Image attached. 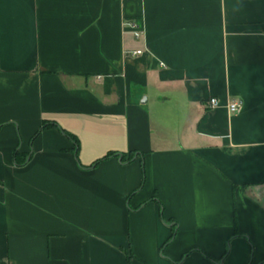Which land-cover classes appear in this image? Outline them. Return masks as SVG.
Instances as JSON below:
<instances>
[{
  "label": "crops",
  "instance_id": "1",
  "mask_svg": "<svg viewBox=\"0 0 264 264\" xmlns=\"http://www.w3.org/2000/svg\"><path fill=\"white\" fill-rule=\"evenodd\" d=\"M126 251L264 264V0H0V264Z\"/></svg>",
  "mask_w": 264,
  "mask_h": 264
},
{
  "label": "built area",
  "instance_id": "2",
  "mask_svg": "<svg viewBox=\"0 0 264 264\" xmlns=\"http://www.w3.org/2000/svg\"><path fill=\"white\" fill-rule=\"evenodd\" d=\"M126 24L134 30L135 36L137 38H140L143 34V31L140 29L139 24L134 20V21H127ZM143 50H136L134 51V54H143ZM242 100L240 99H232L231 102L229 103V108L232 113H237L239 110L242 108ZM207 108H215L219 105V100L216 97H212L208 100L207 102Z\"/></svg>",
  "mask_w": 264,
  "mask_h": 264
},
{
  "label": "trees",
  "instance_id": "3",
  "mask_svg": "<svg viewBox=\"0 0 264 264\" xmlns=\"http://www.w3.org/2000/svg\"><path fill=\"white\" fill-rule=\"evenodd\" d=\"M131 159H132V154H128V155H125V157H123V160L130 161ZM15 161L18 166H23L25 165L27 159L21 158L20 156L17 155ZM126 256H128V264H130L131 259L135 257L132 251H126Z\"/></svg>",
  "mask_w": 264,
  "mask_h": 264
},
{
  "label": "rangeland",
  "instance_id": "4",
  "mask_svg": "<svg viewBox=\"0 0 264 264\" xmlns=\"http://www.w3.org/2000/svg\"><path fill=\"white\" fill-rule=\"evenodd\" d=\"M133 258L131 259V262H132Z\"/></svg>",
  "mask_w": 264,
  "mask_h": 264
}]
</instances>
